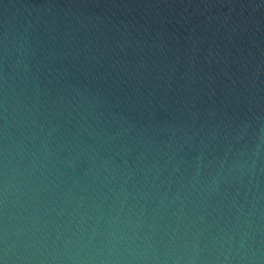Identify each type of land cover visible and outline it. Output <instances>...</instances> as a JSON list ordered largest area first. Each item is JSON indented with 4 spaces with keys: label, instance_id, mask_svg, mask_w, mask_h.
Here are the masks:
<instances>
[{
    "label": "water",
    "instance_id": "1",
    "mask_svg": "<svg viewBox=\"0 0 264 264\" xmlns=\"http://www.w3.org/2000/svg\"><path fill=\"white\" fill-rule=\"evenodd\" d=\"M0 264H264V0H0Z\"/></svg>",
    "mask_w": 264,
    "mask_h": 264
}]
</instances>
